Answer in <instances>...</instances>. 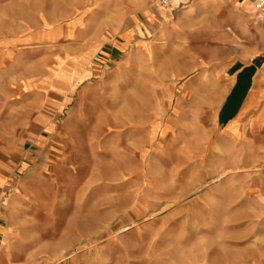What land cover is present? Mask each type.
<instances>
[{
	"label": "rangeland",
	"instance_id": "1",
	"mask_svg": "<svg viewBox=\"0 0 264 264\" xmlns=\"http://www.w3.org/2000/svg\"><path fill=\"white\" fill-rule=\"evenodd\" d=\"M73 2L0 0V205L21 192L32 236L70 245L35 264H264V129L222 136L225 89L154 94L129 51L62 85L98 28Z\"/></svg>",
	"mask_w": 264,
	"mask_h": 264
},
{
	"label": "crops",
	"instance_id": "2",
	"mask_svg": "<svg viewBox=\"0 0 264 264\" xmlns=\"http://www.w3.org/2000/svg\"><path fill=\"white\" fill-rule=\"evenodd\" d=\"M172 4L173 12L150 0H74L73 12H98L92 21L98 28L88 38L93 45L84 56L73 59V77L62 85L90 79L97 62L116 63L129 51L134 73L146 71L151 79L148 89L154 94L171 88V75L190 73L198 75L194 82L198 88L203 75H208V88L214 91L211 104L219 99L218 89H225L217 116L224 127L222 136H245L248 122L254 132L263 130L264 13L256 9L255 0H172ZM81 21L76 16L69 25ZM63 35L65 40L74 39L72 30ZM57 39L58 35L52 40ZM142 57L145 67L138 65ZM124 62H118L119 66L126 65ZM164 94L163 105L169 98ZM18 186L25 192L23 182ZM13 195L0 205V264L58 261L70 245L57 239L44 244L32 236L34 228L22 224L29 216L20 204L21 192Z\"/></svg>",
	"mask_w": 264,
	"mask_h": 264
},
{
	"label": "built area",
	"instance_id": "3",
	"mask_svg": "<svg viewBox=\"0 0 264 264\" xmlns=\"http://www.w3.org/2000/svg\"><path fill=\"white\" fill-rule=\"evenodd\" d=\"M155 6H161L169 11H174L175 7L172 4V0H150ZM255 7L260 13H264V0H255Z\"/></svg>",
	"mask_w": 264,
	"mask_h": 264
},
{
	"label": "bare ground",
	"instance_id": "4",
	"mask_svg": "<svg viewBox=\"0 0 264 264\" xmlns=\"http://www.w3.org/2000/svg\"><path fill=\"white\" fill-rule=\"evenodd\" d=\"M215 148H216V150H217V149H218V146H216ZM215 152H216V151H215ZM226 173H227V172H226ZM213 179H215V178H213ZM218 180H219V178H218ZM128 227H129V226H128ZM128 227L124 228L123 231L129 229Z\"/></svg>",
	"mask_w": 264,
	"mask_h": 264
}]
</instances>
